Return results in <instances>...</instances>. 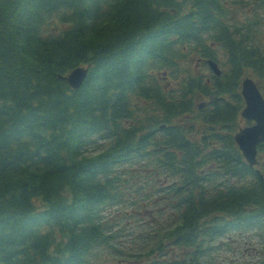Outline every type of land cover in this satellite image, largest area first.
Returning a JSON list of instances; mask_svg holds the SVG:
<instances>
[{"label":"trees","instance_id":"obj_1","mask_svg":"<svg viewBox=\"0 0 264 264\" xmlns=\"http://www.w3.org/2000/svg\"><path fill=\"white\" fill-rule=\"evenodd\" d=\"M153 2L0 0V263L36 264L41 259L44 264H60L44 259H52L48 256L51 246L30 224L35 219L31 216L32 197L40 196L46 208L44 216L54 227L72 235L73 241L57 247L56 252L74 257L93 240L88 225L94 224L101 208L95 206L100 201L103 204L109 201L111 205L120 201L100 182L108 164L107 155L99 156L98 162L91 165L92 159L84 156L82 150L91 142L101 122L109 117L111 109L113 117L123 115L122 99L114 107L110 103L115 95L109 91L115 82L120 87L133 85L138 83L136 70L142 68L145 75L153 70L149 51L157 41L150 38V30L166 23L153 11ZM199 3V9L194 8L179 23L183 32H176L178 40L183 44L191 42L193 32L186 31L193 30L192 24L198 30L214 33L213 42L229 53L230 65L229 73L215 81L217 93L237 98L236 89L245 70L252 71L258 79L264 78V49L249 43L252 23L257 17L248 23L246 30L236 25L214 29L215 24L225 26L224 6L218 0H199ZM55 15L59 32L55 38H44L42 26ZM257 16L264 19L261 12ZM88 59L95 63L96 70L79 91L66 97L58 73ZM169 65L175 66V62ZM188 82L192 87L200 84L191 76ZM155 100L164 107L162 97ZM188 111L170 106L165 115L170 127L165 130L154 127L153 134L166 137L167 141L160 143L166 147L164 155L168 162L182 174L188 173L187 185L176 190L175 195L184 200L189 225H195L186 243L191 247L187 255L192 260L189 264H224L221 256L218 260L222 262L214 261L218 238L212 230L222 217L245 214L253 208L264 212V180L250 173L255 186L246 192L244 186L248 184L239 190L232 187L220 190L210 179L216 174L213 166L223 169L226 165L237 173L244 169L242 183L250 170L232 148L209 150L205 138L196 143L189 141L185 134L194 132L195 128L186 130L173 123V119ZM193 115L198 120L201 113ZM220 115L228 116L229 111ZM144 129H152L151 124H143L134 131ZM141 136L134 142L144 147L148 138ZM169 149L174 151L168 153ZM201 168L207 169L205 175L197 173ZM196 190L197 201L193 198ZM247 223L251 224L252 220ZM227 228L239 229L233 224ZM200 229L205 234L196 244L193 232ZM87 238L90 240L83 244Z\"/></svg>","mask_w":264,"mask_h":264},{"label":"water","instance_id":"obj_2","mask_svg":"<svg viewBox=\"0 0 264 264\" xmlns=\"http://www.w3.org/2000/svg\"><path fill=\"white\" fill-rule=\"evenodd\" d=\"M244 93L247 96L249 103V107L244 114L248 116V113L251 110L252 112L256 111L260 122L264 123V103L262 102L260 97H258L257 92L254 90V88L245 86ZM238 141L241 144L245 155L248 157L249 161L252 162V158L255 153L254 146L257 141L256 138L241 137L240 139L238 138Z\"/></svg>","mask_w":264,"mask_h":264},{"label":"rangeland","instance_id":"obj_3","mask_svg":"<svg viewBox=\"0 0 264 264\" xmlns=\"http://www.w3.org/2000/svg\"><path fill=\"white\" fill-rule=\"evenodd\" d=\"M122 244V243H121ZM123 245V244H122Z\"/></svg>","mask_w":264,"mask_h":264}]
</instances>
